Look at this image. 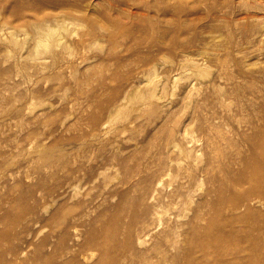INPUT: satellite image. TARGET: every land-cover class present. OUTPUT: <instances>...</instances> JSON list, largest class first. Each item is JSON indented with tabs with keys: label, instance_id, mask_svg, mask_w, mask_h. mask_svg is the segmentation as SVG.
Masks as SVG:
<instances>
[{
	"label": "rangeland",
	"instance_id": "374dc122",
	"mask_svg": "<svg viewBox=\"0 0 264 264\" xmlns=\"http://www.w3.org/2000/svg\"><path fill=\"white\" fill-rule=\"evenodd\" d=\"M23 1L31 3L21 10L26 14L24 19L0 14V216L10 213L8 225L0 226L3 230L11 231L16 216L29 206L37 209V222L31 227L37 236L34 243L45 238L56 240L59 227L48 223L50 213L56 211L61 216L84 211L87 215L80 231L88 235L92 223L101 227L112 222L118 207L134 210L135 201L123 199V163L134 165L138 154L144 173L157 172L153 151H140L150 148L148 142L156 136L167 108L161 107L153 119L148 112L138 118L129 114L133 122L128 125L109 121L108 103L116 93L122 98L132 85L146 89L145 80L137 73L148 64H160L156 66L159 78L167 87L162 100L172 102L171 110L179 111L183 125L191 123L186 146L197 155L196 170L210 163L211 175L221 179L224 188L253 172L264 174V0H156L160 8L150 15L158 31L154 36L143 34V45L128 52L130 39L119 38L113 44L105 38L100 42L95 39L108 22L105 16L126 22L108 11L113 0ZM64 11H71L73 24L61 40L54 39L42 52L47 62L32 57L34 32L28 20L37 12ZM10 30L17 31L18 45L6 42ZM162 38L165 49L155 42ZM163 57L166 61L161 64ZM199 68L207 70V78H189ZM175 78H179L176 84ZM173 86L177 87L174 96ZM190 94L200 107L194 122L179 108ZM95 117L97 121H93ZM216 127L225 135L220 149L209 144L216 136ZM42 149L48 151L47 161ZM186 163L184 159L182 167ZM41 182L62 188L44 198L38 190ZM221 183L200 186L198 181L190 188L199 204L208 189ZM159 189L165 197L164 209L177 213L183 208V190L176 184H161ZM135 208L140 210L141 203ZM252 210L257 215L237 221L221 219L227 227L215 231L224 242L217 254L204 255L200 240L192 241L186 225L192 214L178 222L176 248L166 237L171 233L169 227L165 233L160 228L154 235L162 237L164 243L151 254L159 253L164 258L162 264H214L223 250L239 254V264H264V208L253 204ZM205 218L203 225L220 219ZM174 225L171 221L170 226ZM32 253L30 250V263ZM172 257H176L175 262Z\"/></svg>",
	"mask_w": 264,
	"mask_h": 264
},
{
	"label": "bare ground",
	"instance_id": "6f19581e",
	"mask_svg": "<svg viewBox=\"0 0 264 264\" xmlns=\"http://www.w3.org/2000/svg\"><path fill=\"white\" fill-rule=\"evenodd\" d=\"M0 2V14L3 13L6 16L5 14L8 13L9 16L16 19H24L26 14H23L21 10L26 6H31V3L23 0H0ZM93 4L95 3L93 2ZM109 6L107 8L109 12L117 13L126 22L115 20L112 16H105L108 18V22L100 27L102 33L96 34L95 39H98V42H100V38H105L113 44L119 38L124 37L131 40V43L126 47L128 52L132 47L143 45V36H145L143 34L154 36L158 31L153 25V19L150 15L152 10L160 8V4L156 3V0H113ZM71 11H64V14L49 12H42L41 14V12H37L33 19L28 20L34 32V46L30 52L32 57L42 59L44 63L47 62V57L41 56V54L50 48L54 39L61 40L63 33L67 31L69 25L73 24L72 20L69 19L74 17ZM6 25L7 23H4L3 26ZM6 42L12 45L19 44L16 30L9 31ZM155 42L158 43L159 48H167L163 38ZM162 59L159 60L160 63L166 61V57ZM149 65L137 73L139 79L145 80L146 89L142 90L137 85H132V88L130 86V90L120 98L121 102L120 96L117 97L119 93H116V98H113L112 95L108 103L110 108L109 121L126 122L128 125L133 122L129 114L133 113V116L138 118L144 112H148L150 119H153L161 113V107L167 108L164 117L156 127V136L148 142L150 150L140 151L142 153L153 151L158 166L157 172L144 173V169L138 161L140 157L138 154L134 156L137 159L134 165L128 166L126 161L123 163L124 172L121 182L126 187L123 191V199L134 200V210L127 212L125 207H118L112 217V222L101 227L90 223L88 235H86L87 232L82 233L80 231L82 219L87 215L84 211L64 216L60 215V211L50 213L48 223L58 226L60 233L55 241L49 242L45 238L38 243H34L37 236L33 235L31 228L37 222L36 207H26L23 214L17 215L14 219L16 220L14 228L8 232L2 228L9 223L10 213H7L8 215L0 216V226H2L0 227V264H162L164 258L159 253L155 256L151 254L164 243L162 237L159 238L154 235L155 232L161 228V231L165 233L166 228L169 227L171 233H168L166 237L170 238L171 245L176 248V233L180 227L178 222L180 218H187L190 214H192L191 219L186 224L189 227L188 233H190L192 241L194 239L200 240V251L209 256L213 252L217 254L224 243L216 234V232H221L227 227L221 222V219L237 221L245 216H255L257 214L254 212L255 209L252 210L253 204H257L261 209L264 208V174L253 172L243 178L234 179L232 184L224 188V183H221L222 180L215 179L213 174L211 175L210 163L203 165L201 169H195L198 161L197 155L186 146V142L191 136V127L189 129L191 123L183 125L184 122L178 119L179 111L171 110L172 102L162 100L167 94V87L163 83L164 79L159 78L160 74H158L159 71H157L158 67L156 68V66L160 64ZM207 76V70L199 68L194 70L189 78L199 81L207 78ZM178 80L179 78H175L174 84ZM173 87L172 94L174 96L177 87ZM153 101L160 103L155 104ZM180 104V110L188 114L190 122H194L200 110L199 105L196 104L195 96L190 94ZM93 121H97V117L93 118ZM213 130V134L216 136L209 141V144L217 145L220 149L225 135L222 134L219 127ZM181 137L183 138L182 142L178 140ZM44 150L41 151L42 157L47 161L49 158L48 151ZM201 150V148L197 149L198 152ZM172 153H177L182 157L174 159ZM184 159H187L186 167H182ZM175 164L178 165L174 167ZM198 181L201 182L200 186L215 181L221 183V186L213 190L208 189L198 204L194 199L193 190L190 188L191 184ZM161 184H176L179 189L183 190L180 194V197L184 199L183 208L179 212L173 213L164 209L165 197L162 196L159 189ZM61 188L59 185L49 187L45 182H41L38 186L43 197H52ZM138 202L141 203L140 210L135 208ZM80 204L81 201L76 203L77 206ZM45 211L48 212L49 210L46 209ZM164 215H167L168 218L164 219ZM209 216H217L220 219L216 222L213 221V224L203 225L201 220H207L205 217ZM171 221L175 224L172 227L170 226ZM16 227L18 228L16 229ZM69 228L72 229L71 235ZM191 243L190 241L189 244L191 245ZM30 250L33 251L32 263H30L29 257ZM175 258L172 257L171 261L175 262ZM241 261L242 257L239 254H228L222 250L221 254L214 260V264H239Z\"/></svg>",
	"mask_w": 264,
	"mask_h": 264
}]
</instances>
